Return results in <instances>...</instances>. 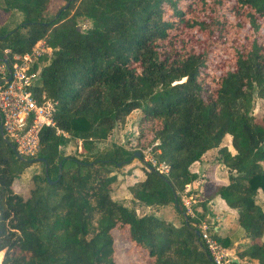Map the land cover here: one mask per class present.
<instances>
[{"label": "trees", "instance_id": "obj_1", "mask_svg": "<svg viewBox=\"0 0 264 264\" xmlns=\"http://www.w3.org/2000/svg\"><path fill=\"white\" fill-rule=\"evenodd\" d=\"M64 2L49 17L52 0H0V60L44 41L53 54L33 66L41 80L32 91L39 103L43 95L57 103L56 127L39 133L38 160L16 158L0 132L2 264H117L114 231L125 242L126 264H213L194 224L216 198L237 210L251 239L239 259L264 264V208L257 203L259 191L264 195V113L254 115L256 99L264 100V0ZM16 13L22 19L9 29ZM240 16L250 33L229 39L231 20ZM78 19L91 27L80 30ZM190 35L205 45L194 49ZM134 111H141L137 139L149 140L153 159L169 173L152 170L140 153L145 178L129 192L144 207L172 206L181 227L112 198L120 179L111 167L131 165L138 151L104 141ZM226 136L234 152L220 148ZM75 141L84 152L65 153ZM214 149L229 182L193 209L197 220L182 194L199 180L192 165ZM36 163L44 174L32 177L24 199L14 182Z\"/></svg>", "mask_w": 264, "mask_h": 264}, {"label": "rangeland", "instance_id": "obj_2", "mask_svg": "<svg viewBox=\"0 0 264 264\" xmlns=\"http://www.w3.org/2000/svg\"><path fill=\"white\" fill-rule=\"evenodd\" d=\"M65 6V2L64 0H52V4L48 10V15L49 17L54 16L60 8ZM73 13V12H71ZM0 24L2 22H4L5 20V14L2 13V11L0 10ZM22 19V16L18 13L15 14V19L14 22L9 24V29L14 28L18 22H20V20ZM78 25L81 27L80 30L82 31H87V29H89L91 27L90 22L84 20V19H78ZM250 27L248 25V21L247 19H245V17L240 16L238 17V19L233 18L231 20V31L229 34V39L232 40H236L238 38H240L241 36H243L244 34H249L250 33ZM191 38V43H193L191 46L194 49H199L201 46L205 45V42L202 41L201 39H197L195 35H190ZM6 55V53H4ZM47 59L44 60H39L38 62L40 64L43 65V62L48 63L46 61ZM264 113V100L261 99H256L255 101V107H254V115H256L257 117L262 116V114ZM141 115V111H134L132 112L124 121L119 122L116 124L115 129L112 131L111 135L108 137L107 140L104 141V143H106L107 145H118V146H122L124 148H126L127 150L131 151V152H139L142 153L144 156V159L146 162H152L151 164L154 165L155 163H153L154 161L153 159V154H152V148L149 146V140H144L143 138H141V140L139 141L137 138L140 136V131L138 129V127H136L135 122L137 121V119L140 117ZM222 147H227L229 148V150L231 152H234L233 148H232V144H231V137L230 136H226L224 138V140L222 141V144L220 146V148ZM78 148V149H77ZM219 149H214L213 152L207 156L205 159L201 160L200 163L198 165L195 166V169L198 170V173L201 174V176L199 175V180L200 178L202 180H206V181H213V180H223L222 178H229V174L230 172L228 171V169L224 166V164L222 163V161H220V155H219ZM83 146H82V142H78L75 141L73 144L72 148H67L65 150V153H70V154H77V153H83ZM145 164H143V162H141L138 158L134 159L132 164L123 168H115V167H111V171L113 172V175H117L118 178L120 179L119 184L115 185L113 188V192H112V198L114 201L122 203L124 206H127L128 208L134 209L136 210L137 214L142 216L145 214H149V213H153L156 217H159L165 221L168 222H172L175 226L177 227H181L183 220L181 218V216L175 211L173 210L172 206H168L169 208H164L161 209L159 207H156L157 212H159V215L154 211H149V209H147V207H145L144 209H142V205H138V203H135L131 198V196L129 195V187L127 185L126 180V176L131 175L133 169H143V166ZM193 168V167H192ZM131 172V173H130ZM144 172V171H143ZM39 175V176H43V166L40 163H36L33 164L31 167L27 168L22 176L20 178L17 179V181L15 180L14 182V190L15 192H17L18 194L22 195L24 199H27L30 196L31 191L34 188L33 182H32V177L34 175ZM197 174V173H196ZM202 174H210L209 177H202ZM216 174H218V179H216ZM210 178V179H209ZM198 180V181H199ZM206 181L204 183H196L194 185L191 184L188 187H186V190L184 191V193L182 194V202L184 204V206L186 207L187 210V214H190L194 219H199V216L197 214L194 213V208H197V206H199L200 203H203L204 198L206 197L203 192H201V189H203V186H206ZM220 182V181H219ZM229 182V180H228ZM211 183V182H210ZM209 186V185H208ZM216 185H210V187H215ZM188 190V191H187ZM257 203L262 206V208H264V195L262 193V191H259V195L257 197ZM186 204H188V207L190 209H188V207L186 206ZM209 205V204H208ZM206 207V210L208 212L207 215H204V218H202V220L200 221L199 224H194V226L198 229L201 230L202 227L204 225H206L208 227L209 233L214 236V235H218L220 237H222L219 234L218 231V217L217 214L213 211L211 212L209 209L211 208L210 206ZM163 210V211H159V210ZM198 212H200V214L202 215V210L200 209V207L197 209ZM223 216H227L226 214ZM228 217H230L231 220H234L236 218L237 221V217H238V213H236V215H228ZM227 217V218H228ZM241 229L242 232H244V230L239 227ZM114 237H115V250H116V258H117V264H126L127 263V258L124 255V248H125V242H123V238L121 237L120 233L118 231H114ZM246 234V233H245ZM224 238V237H222ZM249 238V237H248ZM251 240V239H250ZM223 246V245H222ZM248 246V245H246ZM246 246H240L239 248L236 249V251L234 250L233 252L228 251V248H225L227 250V254L229 255V257L232 260L235 261H240L241 263H245L248 262V264H258V262L255 261H249V260H240L238 257V254L240 251H242ZM233 247V245L231 246ZM233 249V248H232Z\"/></svg>", "mask_w": 264, "mask_h": 264}, {"label": "built area", "instance_id": "obj_3", "mask_svg": "<svg viewBox=\"0 0 264 264\" xmlns=\"http://www.w3.org/2000/svg\"><path fill=\"white\" fill-rule=\"evenodd\" d=\"M4 53L5 58L0 60V124L3 127V139L13 146L16 158L36 160L41 151V129L45 126L56 127L54 116L57 103L46 100L45 95L39 103L34 96L32 88L40 82L41 74L33 71V66L40 59L50 60L53 50L42 41L31 53L24 56L14 55L12 60L7 57L8 51ZM152 160L155 164L151 165L158 172L165 175L169 173L166 164L158 165ZM186 206L188 207V204ZM198 231L213 264H231L235 261L209 233L206 225Z\"/></svg>", "mask_w": 264, "mask_h": 264}, {"label": "crops", "instance_id": "obj_4", "mask_svg": "<svg viewBox=\"0 0 264 264\" xmlns=\"http://www.w3.org/2000/svg\"><path fill=\"white\" fill-rule=\"evenodd\" d=\"M1 15V14H0ZM1 19V18H0ZM213 152V150L207 152L201 160L205 159L207 156H209L211 153ZM200 162H197L195 164L192 165L191 167V172L193 173H198V170L195 169V166L198 165ZM143 169H133L132 174L126 176V182L128 187H130L131 185H134L135 183H137L138 181L144 180L145 178V174L143 172ZM201 176V174H199ZM198 175V176H199ZM210 174H202V177H209ZM218 174H216V179H218ZM210 179V178H209ZM223 180H213L208 182L206 180H202L200 178L199 181H196L197 183H204L206 181V186H203V189H201V192H203V194L206 196L208 192L211 191L212 187H210V185H227L228 184V179L227 178H222ZM211 182V183H210ZM196 183H194L195 185ZM209 185V186H208ZM214 188V187H213ZM131 196V194H129ZM132 197V196H131ZM132 199V198H131ZM133 200V199H132ZM137 203V202H135ZM211 208L209 209L211 212H215L217 214L218 217V231L219 234L224 237V238H228V240H230L231 242V246L233 245V247H229L228 251L233 252L234 250L236 251L237 248H239L240 246H246L248 245L251 240L247 237V235L245 234V231L242 232L241 229L239 228L236 218L234 220H231L230 217H228V215H236L237 210H233V209H229L226 205V203L221 200V199H214L213 201L208 203ZM139 205V204H138ZM127 207V206H126ZM142 209H144L145 207L142 206ZM161 209L164 208H169V207H159ZM147 209H149V211L154 212L156 210V207H147ZM159 210L160 212L163 210ZM170 209V208H169ZM158 215L159 212L155 211ZM227 215V216H223V215ZM228 217V218H227ZM233 248V249H232ZM257 262V261H255Z\"/></svg>", "mask_w": 264, "mask_h": 264}, {"label": "water", "instance_id": "obj_5", "mask_svg": "<svg viewBox=\"0 0 264 264\" xmlns=\"http://www.w3.org/2000/svg\"><path fill=\"white\" fill-rule=\"evenodd\" d=\"M78 28L81 29L80 26H79ZM0 132H1V135H2V137H3L4 134H3V127H2V124H0ZM11 147H12V149H13V146H12V145H11ZM140 156H141L140 153L137 152V153H136V157H137V158H140ZM23 160H25V159H23ZM37 160H38V159H37ZM151 169H152V170H155V168H153V167H152ZM155 171H157V170H155ZM196 233H197L198 237H200V232L197 231ZM1 253H2V257L0 258V264H2V261H3V258H4L5 251H3V252H1Z\"/></svg>", "mask_w": 264, "mask_h": 264}]
</instances>
